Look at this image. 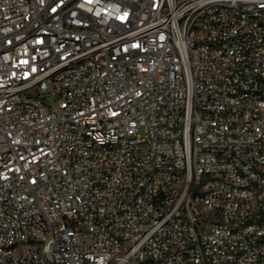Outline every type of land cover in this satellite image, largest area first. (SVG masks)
Instances as JSON below:
<instances>
[{
    "label": "built area",
    "instance_id": "built-area-1",
    "mask_svg": "<svg viewBox=\"0 0 264 264\" xmlns=\"http://www.w3.org/2000/svg\"><path fill=\"white\" fill-rule=\"evenodd\" d=\"M262 22L0 0V264H264Z\"/></svg>",
    "mask_w": 264,
    "mask_h": 264
},
{
    "label": "rangeland",
    "instance_id": "rangeland-1",
    "mask_svg": "<svg viewBox=\"0 0 264 264\" xmlns=\"http://www.w3.org/2000/svg\"><path fill=\"white\" fill-rule=\"evenodd\" d=\"M45 101L48 102V103H51L52 99L47 98Z\"/></svg>",
    "mask_w": 264,
    "mask_h": 264
},
{
    "label": "bare ground",
    "instance_id": "bare-ground-1",
    "mask_svg": "<svg viewBox=\"0 0 264 264\" xmlns=\"http://www.w3.org/2000/svg\"><path fill=\"white\" fill-rule=\"evenodd\" d=\"M262 29H264V22H262Z\"/></svg>",
    "mask_w": 264,
    "mask_h": 264
}]
</instances>
